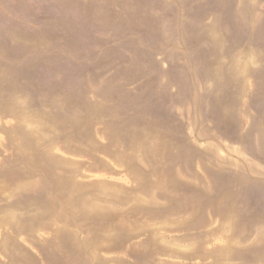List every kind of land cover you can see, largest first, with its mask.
Returning a JSON list of instances; mask_svg holds the SVG:
<instances>
[{"label":"rangeland","instance_id":"374dc122","mask_svg":"<svg viewBox=\"0 0 264 264\" xmlns=\"http://www.w3.org/2000/svg\"><path fill=\"white\" fill-rule=\"evenodd\" d=\"M0 264H264V0H0Z\"/></svg>","mask_w":264,"mask_h":264}]
</instances>
